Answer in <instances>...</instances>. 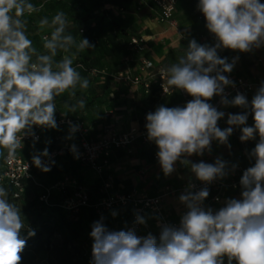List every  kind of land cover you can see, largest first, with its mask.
Masks as SVG:
<instances>
[{"label": "clouds", "instance_id": "9594fccd", "mask_svg": "<svg viewBox=\"0 0 264 264\" xmlns=\"http://www.w3.org/2000/svg\"><path fill=\"white\" fill-rule=\"evenodd\" d=\"M198 10L206 20L207 30L215 37L214 46L190 39L178 60L161 71L167 76L169 89L184 91L192 97L184 106H158L146 115L147 139L158 148L159 165L165 176L171 175L179 161L189 167L197 180L210 184L228 175L227 162L193 163L188 157L211 152L215 140L231 145L234 127L240 128L241 142H258L249 153L254 158L239 181L240 199H227L218 211L205 208L207 187L193 192L191 182L179 201L187 208L179 227L164 225L159 242L149 233L140 237L134 230L110 231L103 218L92 225L91 264H264V83L251 101L237 93L232 99L226 87H235L225 73H231L236 59L228 62L218 50L250 52L264 46V3L261 0H198ZM40 8L31 0H0V150L9 158L23 148L25 137L32 136L34 127L57 128L56 98L68 93L74 102H66L67 113L86 107L77 90L89 88L74 60L78 53L94 46L86 38H77L68 31L69 20L64 11L38 21L41 30L50 29L42 38L44 51H39L29 38L27 17ZM73 49L75 51H73ZM64 53L59 60L56 57ZM166 92V90H165ZM220 96L221 105L245 109L227 116L225 129L218 126L225 112L209 101ZM249 114L253 125L247 126ZM79 130L69 122V138ZM71 151L75 152V145ZM47 148L33 155V164L44 172L51 170L42 157ZM54 163V161H52ZM236 165L232 166L234 171ZM0 186V264H20L26 240L21 232L25 220L21 208ZM115 216V213H113ZM136 223L145 224L137 215ZM34 236L35 232H29Z\"/></svg>", "mask_w": 264, "mask_h": 264}, {"label": "rangeland", "instance_id": "374dc122", "mask_svg": "<svg viewBox=\"0 0 264 264\" xmlns=\"http://www.w3.org/2000/svg\"><path fill=\"white\" fill-rule=\"evenodd\" d=\"M31 2L40 8L38 13L27 17V31L29 38L33 41L34 46L39 51H44L42 46V38L49 34L50 29L41 30L38 26V21L41 17L47 16L51 19L58 11H64L69 20L68 31L73 34L70 24L76 14L84 15L86 13L94 17L92 22H96L97 27L101 28L93 32L87 40L94 47L85 49L78 53L74 60V67L80 71L83 77L88 78L90 84L86 90H77V98L83 97L86 100V107L83 110H78L77 113H67L65 106L66 102H74L71 100L68 93L56 98L57 110L55 113L56 122L59 119L70 117L83 125L86 130L87 138L89 140H99L105 137L106 126H116L118 119L124 114L123 110L130 103L129 92L134 88L142 89L141 83H134L123 78L125 70H128L131 76H138L140 79L148 78V71L142 69V59L149 58L150 50L156 49L155 44H149V49L138 51L131 44L132 36H141L146 38V29L143 27L144 14L139 13L145 6L140 0H31ZM101 5H104L103 7ZM184 6H180L178 18L186 22L183 18ZM103 12V14H101ZM108 15L112 16L111 21L114 22L117 31L115 36H120L127 32V38L130 40L129 49L112 50L110 47V36L108 32ZM102 21V22H101ZM101 22V23H100ZM197 25V24H196ZM195 25V26H196ZM74 35V34H73ZM77 40L84 38L81 35H74ZM113 37V36H112ZM189 38L187 42H189ZM151 40V39H149ZM163 40V39H162ZM161 40V41H162ZM145 42V40H144ZM155 45V46H154ZM73 51H75L73 49ZM130 53L128 55H124ZM64 53L59 54L56 59L59 60ZM155 66V63H154ZM153 84H157L153 81ZM177 89L165 94H172L174 97H179ZM160 91L159 96H165ZM213 99L209 103L215 101ZM233 98V97H232ZM230 98V99H232ZM159 105H154L157 108ZM231 107L225 116L218 121V126L223 130L228 127L226 121L229 113L239 114L246 111L239 107ZM131 122L123 125L124 131L129 129ZM253 125L252 115L249 114L247 126ZM57 128H41L43 134V141L29 146L28 152L31 155L42 153L45 148L47 150L51 147L61 146L64 144H73L79 142L80 135L75 132L69 138V126H61L57 123ZM234 142L231 147L227 145H216V151L221 152L217 156L227 162L228 175L223 179L226 182L232 180V166L242 165L245 167L253 166L254 158L247 157L243 153L245 148L249 153L255 147L256 140L259 139L257 135L255 140L241 142L239 137L241 135L240 128L234 127L233 134ZM213 147V146H212ZM226 152H223V151ZM4 150H0V163L3 158ZM158 148L154 142H144L141 139L136 140L131 147V150L113 147L111 156L109 158V165L116 163V167H123L125 174H129L132 170L140 172L143 164L146 162L155 163L158 160L156 153ZM216 158V159H217ZM54 163H51V170L44 172L40 170L36 177L48 189H50V198L48 201L42 200V188L34 185H27L25 193L17 199H10L17 207L21 208L25 220V227H28L33 220L39 223H45L49 226L60 225L62 230L66 233L67 241L70 246L77 248L74 250L75 255H79L80 264H91L92 261V244L93 240L90 236L92 225L96 221L103 218V223L110 231L125 230L126 223L124 221L125 214L115 207L111 210L90 211V206H85L79 209L76 217L73 216L62 204L63 200L73 194V189L65 187L64 189L57 186L58 182L65 180L66 177L76 180V184L80 187L86 188L92 202H96L106 193L112 192L114 186V176L111 173L109 165L101 172L95 167L87 163H82L78 160L75 152L71 150L65 151L60 156L56 157ZM101 162V160H99ZM241 174H237L234 178L237 180V188L226 186L220 193V201L216 203H224L227 199H240L242 188L240 186ZM109 182L110 186L105 187V183ZM177 188L179 185H171ZM232 192L228 194V192ZM239 194V196H235ZM176 194L174 196H180ZM231 195H233L231 197ZM206 203L211 202L208 196ZM115 213V216L113 215ZM76 218V219H75ZM20 264H50L49 259L45 253L35 254L33 252H22ZM227 264V258H225ZM234 264V262H233Z\"/></svg>", "mask_w": 264, "mask_h": 264}, {"label": "built area", "instance_id": "2783aa9c", "mask_svg": "<svg viewBox=\"0 0 264 264\" xmlns=\"http://www.w3.org/2000/svg\"><path fill=\"white\" fill-rule=\"evenodd\" d=\"M144 4H150L157 8L159 11V19L161 22H169L171 25H176L177 22L174 18L177 4L180 0H140ZM195 3L196 9L198 10V0H192ZM264 3V0H261ZM199 18L206 23L203 14L198 10ZM131 44L138 50H144L145 44L142 37L133 36L131 38ZM218 55L221 58L227 57L229 62H232L234 56H225L223 50L218 51ZM257 62L261 64V72L257 74H236V73H225L230 80L234 82L235 87H226L225 94L228 99L234 97L237 93H242L245 96L253 93L257 90L262 83H264V60L262 57H257ZM154 67V62L148 59H142V69L150 70ZM164 67H159L153 72H148V78L140 79L138 76H131L128 70L124 71L123 78L134 83H141L146 89H148L155 81L159 86V91L162 94L169 93L174 90L169 89L167 85V76L161 71ZM166 90V92H165ZM183 103H187L192 99L184 91L178 90ZM221 97L219 96L213 103H211L218 110H221L224 106L220 103ZM69 122L79 126L77 131L80 135L79 142L73 144H64L61 146H55L48 150V157H42L46 164L51 165L52 161L63 154L67 150H71L72 146L75 145V154L79 161L82 163L90 164L95 167L99 172L103 171L109 165V158L113 147L123 148L131 150L132 144L141 139L144 142H149L147 139L146 129L131 127L127 131H120L116 126L105 127V137L99 140H89L87 138L86 130L81 123L73 120L70 117L59 119L58 124L61 126H69ZM33 132L35 139L32 136L25 137L23 140V148L17 150L14 157L9 158L8 153L4 150L3 163L0 166V186L10 187L13 189V196L20 197L25 190L26 183L30 182L35 186L42 188L41 199L48 201L50 198V189H48L41 181L36 177V171L41 170L37 168L33 162L32 157L24 154V149L27 146H32L42 139V129L40 127H34ZM259 139L256 140L258 142ZM245 143V142H244ZM243 153L250 157L249 152L244 148ZM101 160V162H99ZM247 167L240 164L236 165L235 170L231 171L232 180L228 183L224 179H216L210 184H205L193 177L183 180L177 188L171 187L169 184L165 185L158 194L150 195L145 192H140L133 188L129 192H110L101 196L96 202H91L89 194L86 188L80 187L76 184V180L73 178L66 177L65 180L57 183V186L64 189L70 187L73 189V194L67 196L63 200L62 206L67 209L73 216H76L80 208L85 206L93 207L96 211L111 210L115 207L132 205L133 214L132 219L127 225L128 230H134L135 233L144 237L151 233L159 240L161 228L164 225H171L179 227L180 220L183 214L186 213L187 208L185 207L179 213V216L175 220H171L170 212L165 208V200L168 196H174L176 194H184L188 185L191 182L195 185L192 189L193 192L199 191L202 188L207 187L209 190L210 201H220V193L226 187L237 188V180L234 178L237 174H243ZM110 183L106 182L105 187H109ZM206 201H204V207ZM140 215L145 218V224L136 223V216ZM226 262V261H225ZM226 264V263H225ZM235 264V262H234Z\"/></svg>", "mask_w": 264, "mask_h": 264}, {"label": "crops", "instance_id": "0c3cea01", "mask_svg": "<svg viewBox=\"0 0 264 264\" xmlns=\"http://www.w3.org/2000/svg\"><path fill=\"white\" fill-rule=\"evenodd\" d=\"M180 6H184L185 8L183 11V18L186 22H183L178 18ZM139 13L144 14L143 27L146 29L144 50L149 49V44L156 45V49L154 48L153 50H150L149 54V58H151L155 63V66L152 68L153 71L159 66L166 68L170 64L176 62L178 58L185 53L189 38H194L197 43L201 45L207 44L209 46H214L216 43L215 37L207 30L206 23L199 18V12L192 0H180L178 2L174 14V18L177 22L176 25H171L169 22H161L159 19V11L156 7L150 4H145ZM108 18L109 21H111L112 16L108 15ZM107 27L111 39V48L109 49L119 51L123 49L128 50L130 47V40L127 38V32L120 36H115L117 31L116 26L110 23ZM220 50L225 52V56H234L235 58H238L236 59L233 70L231 71L232 73L239 75H252L261 72L262 66L257 62V57H262L264 60V46L255 48L250 52H236L229 49ZM128 54L130 53L125 52L124 55L126 56ZM141 87L142 89L134 88L129 92V97L131 98L130 103L124 108V115L118 119L117 124H115L120 131H124L123 125L127 122H131L132 124L130 125H134L130 126L129 129L131 127L146 129V115L156 110L154 105H163L166 107H182L185 105L178 90L176 91L178 92L179 97H174L172 94H165V96L157 95L156 101L151 102V98L148 95V89H146L143 85ZM256 91L257 90L246 96L249 101H251ZM218 97L219 96H215L216 99ZM229 109L231 110L230 106H224L219 111L227 112ZM233 137V135L229 137L231 144L234 142ZM41 141H43V134ZM216 143L217 141L215 140L212 142L211 152L205 151L201 156L192 155L191 157H188V159L193 163H198L200 161H204L205 163H215L217 156L221 154V152L216 151V147L214 146ZM28 148L29 146L24 149V154L27 153L28 156L33 157L31 153L28 152ZM223 152L226 151L224 150ZM154 162L155 163L153 164L151 162H146L143 164L144 168H142L140 172L132 170L129 174H125L123 167H116V163H112L111 166L109 165V167H112L111 173L114 176V186L112 192H129L135 188L140 192L155 195L158 194L167 184L179 185L183 180L194 176V174L191 173L190 168L185 167L179 161L175 165L176 170L171 175L165 176L158 160H154ZM230 193L232 192H228V194ZM232 196L233 195H231V197ZM235 196H239V194H235ZM233 198L234 196L232 199ZM224 205L225 202H208L206 203L205 208H212L215 212ZM185 207L186 206L179 201V196H168L165 200V208L170 212L171 220L177 219L180 211Z\"/></svg>", "mask_w": 264, "mask_h": 264}, {"label": "trees", "instance_id": "16d2710c", "mask_svg": "<svg viewBox=\"0 0 264 264\" xmlns=\"http://www.w3.org/2000/svg\"><path fill=\"white\" fill-rule=\"evenodd\" d=\"M101 6L103 7L104 5H101ZM101 14H103V12H101ZM93 19H94V17L88 13H86L84 15L76 14L74 16V19L72 20V22L70 24L71 31L73 32L74 35H81L82 37H84L86 39H87V37H90V35L93 32H96L98 29H100L99 31L101 32L102 30H101V28L97 27L96 22H92ZM110 23L112 25H114V22L111 21ZM137 37H141V36H137ZM159 67H162V66H159ZM159 67H157V68H159ZM147 71L153 72L152 69L147 70ZM158 93H159V86L157 84L151 83L150 87L148 88V95L151 98L150 99L151 102L156 101ZM40 142L41 141H39V143ZM51 148H49V149H51ZM26 155H27V153H26ZM3 159H4V152H3V158H2V161L0 163V166L3 163ZM39 171L40 170L36 171V174ZM28 184L34 185L30 182H27L26 186ZM6 189L8 190V193H9V197H8L9 199H17L18 198V197L16 198L13 196V189L12 188L6 187ZM91 202H92V200H91ZM118 209L123 214H125L124 221L126 223V226H125L124 231H127V225L129 224V222L132 219L133 206L128 204L125 206H120ZM90 211L94 212L95 209L93 207H91ZM74 217L77 218V216H74ZM32 231L35 232L34 236L29 235V232H32ZM21 236H22V238H24L26 240V246L22 252H33L35 254L45 253L46 257L49 259L50 264H80L79 255H75V252H74V250L77 247L74 246L72 248L70 246V243L67 241L66 233L62 230L60 225L49 226L45 223H39V222L33 220L31 222V224L28 227H25V229L21 232ZM157 242H159L158 239H157Z\"/></svg>", "mask_w": 264, "mask_h": 264}]
</instances>
